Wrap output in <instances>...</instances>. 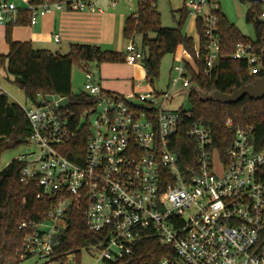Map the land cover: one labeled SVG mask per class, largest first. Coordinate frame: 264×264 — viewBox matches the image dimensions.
Returning a JSON list of instances; mask_svg holds the SVG:
<instances>
[{"label": "built area", "instance_id": "built-area-1", "mask_svg": "<svg viewBox=\"0 0 264 264\" xmlns=\"http://www.w3.org/2000/svg\"><path fill=\"white\" fill-rule=\"evenodd\" d=\"M220 1L187 0L183 6L202 25L205 75L218 60L228 58L246 63L250 75L264 77V40L237 43L232 54H220ZM251 3L260 9L256 21L264 23V0ZM57 14L99 17L103 11L95 0H0V26L35 27ZM61 38L54 33L51 41L60 44ZM124 54L129 66L143 59L134 41L127 43ZM182 54L188 60L181 57L172 66L175 78L165 94L146 91L134 101L102 91L98 68L90 65L82 71L84 93L95 106L75 125L65 108L48 102L47 96L38 94L27 106H19L30 126L25 152L13 160L23 164L20 182L35 183L37 198L53 201L40 221L20 225L19 230L28 231L20 258L35 256L43 264H81L84 258L92 264L117 263L132 255L138 242L156 239L171 253L156 264H264V149L256 151L253 129L236 128L221 159L212 149L211 131L193 126L188 135L197 145V159L185 170L170 149L179 114L164 106L178 83L188 89L185 64L193 67L192 59ZM4 96L0 88V99ZM226 127L232 129V123L227 121ZM84 128L85 147L75 162L62 153L70 151ZM73 209L83 213L87 230L104 241L59 258L58 238Z\"/></svg>", "mask_w": 264, "mask_h": 264}, {"label": "trees", "instance_id": "trees-1", "mask_svg": "<svg viewBox=\"0 0 264 264\" xmlns=\"http://www.w3.org/2000/svg\"><path fill=\"white\" fill-rule=\"evenodd\" d=\"M259 12V7L252 5L246 16L247 23L253 25L254 39L257 41L264 40V23L256 21ZM179 13L180 18L176 28H162L156 0H137V10L125 20L122 30L123 38L127 42L134 41L136 36L141 37L140 51L143 56L141 65L145 70V79L150 84L158 78L161 60L166 55H175L179 48L193 61V67L188 63L185 64L189 78L187 97L190 108L188 111L181 109L177 111L179 123L170 146L179 166L185 170L196 162L197 145L188 135V131L193 126H204L211 131L212 149L221 159L233 143L236 128H252L255 149L263 150L264 98L254 101L244 97L235 104H221L213 98L214 93L230 94L242 83L252 84L262 76L250 75L246 63L228 58L218 60L211 74L205 75L206 41L201 22L199 20L195 22L198 35L196 47L194 41L183 32L189 18L188 14L184 8ZM216 16L221 55L228 56L233 53L237 43L250 41L226 20L220 10L217 11ZM21 26L26 25L6 27L4 40L8 52L5 56H0V70L3 69L13 78V84L23 92L26 101L34 100L38 94L67 99L68 106L63 112L75 125L85 111L93 109L95 100L85 93L72 94V68L76 66L80 71H86L93 64L98 69L102 64H122L125 63V54L102 51L100 47L94 45L71 44L66 55H52L48 51L34 49L30 42L13 41V28ZM196 49L198 58L195 56ZM227 121L232 123V129L226 127ZM29 135V122L22 109L19 105L10 102L7 96L2 97L0 158L6 152L22 148ZM87 135L88 130L81 129L77 138L71 142L70 151L67 148L62 154L72 161L79 162ZM1 167L0 164V169ZM22 167V163L11 161L0 170V264H19L29 258H20L22 244L28 231L19 230V227L22 223L40 221L53 203L51 199L37 198L39 187L35 183L20 182ZM66 222L67 228L59 236V245L55 249L59 258H63L70 251H78L83 247L104 241L100 234L87 230L82 212L73 209L67 215ZM168 254H171L169 249L156 239H144L137 243L132 255L117 263L107 264H156Z\"/></svg>", "mask_w": 264, "mask_h": 264}, {"label": "rangeland", "instance_id": "rangeland-1", "mask_svg": "<svg viewBox=\"0 0 264 264\" xmlns=\"http://www.w3.org/2000/svg\"><path fill=\"white\" fill-rule=\"evenodd\" d=\"M105 4L108 3V0H100ZM117 2L115 10V14L118 16L119 12H123L124 18L129 16L130 14L136 12L137 10V0H131L130 3L127 0H114ZM187 1V0H186ZM252 0L240 2L239 0H221L219 3L220 12L224 15L226 20L235 26L238 31L246 38L250 40L254 39V28L252 24L247 23L246 16L249 10L252 7ZM185 0H156V9L160 15L161 27L166 29H174L177 27V23L180 18L179 11L183 8ZM131 8L128 9V8ZM112 11V10H111ZM110 9L107 8V14H110ZM112 14V13H111ZM128 14V15H127ZM58 15V14H57ZM59 17V16H58ZM57 17V21H58ZM120 22V21H119ZM68 32V25H65ZM77 35H84L89 39H96L90 41H76L70 39L68 35H63L61 38L60 44L50 43L49 41L42 40L39 41L43 43V45L35 46L37 49L40 47V50L48 51L52 55H60L64 56L69 52V46L71 44H82V45H94L100 47L102 51H123L125 49L127 41L122 38V28L121 23L118 25H112V20L109 21L108 16L101 17L99 23L95 24V27H88V33H85L86 30L83 29H72ZM28 29L26 28H15L14 32L19 33V39L23 40L22 36L26 33ZM35 30H32L34 33ZM66 32V31H65ZM184 34L193 39L195 42L197 41V33L194 28V21L191 18H188L184 28ZM36 36L37 33L35 32ZM153 37V36H152ZM23 38V39H22ZM135 44L140 48L141 46V37H135ZM8 52V47L3 39V29L0 28V56H5ZM180 58V55H166L160 62L159 66V75L156 80L153 81L152 84L148 83L145 79V70L143 69L141 62L137 64V66L130 68L126 64H118L120 68L119 73L122 75L128 74V70H135L134 74L129 75L127 79L125 78H117L113 79L114 81L118 80L122 82L124 90H117L118 94L124 97L127 100L134 101L133 97L140 94V89H147L150 92H154L157 94H165L169 90V82L175 78V75L171 73V68L174 64H176L177 60ZM106 64H102L100 67L101 74L103 71V67ZM108 67V65H107ZM171 74V75H170ZM98 78V73H97ZM106 79H103L105 81ZM112 79H109V81ZM133 82V83H132ZM84 83L85 77L82 71H80L76 66L72 68L71 73V86H72V94H81L84 93ZM133 84V89L131 85ZM140 89L138 88V85ZM0 88H2L8 98V100L12 103H15L19 106H27L25 97L23 92L13 84V78L6 74V72L1 69L0 70ZM132 89V90H131ZM170 101L164 106V110L175 112L178 110L188 111L190 108L189 100L187 97V90L182 88L181 82L177 84L175 88L170 91ZM95 117H90L89 120L93 122ZM84 122V118L81 120ZM25 152L24 148H19L15 151L6 152L0 158V164L2 167L7 166L11 161H13L18 155ZM219 165L221 163L217 161ZM44 261L39 259L38 257H29L19 264H43ZM81 264H92L91 261L84 258L81 261Z\"/></svg>", "mask_w": 264, "mask_h": 264}, {"label": "crops", "instance_id": "crops-1", "mask_svg": "<svg viewBox=\"0 0 264 264\" xmlns=\"http://www.w3.org/2000/svg\"><path fill=\"white\" fill-rule=\"evenodd\" d=\"M110 2H111V0H108L107 5L105 6V4H103L102 1L95 0V4L97 5V7H100L103 11V14L99 17L98 16H86V15L85 16L84 15H74V14H68L65 16L54 15V16L46 17L39 24H37L35 27H27V26L14 27L12 30V40L15 42H30L34 49H36L35 46H39V44L43 45V43H40L39 41L46 40V41H49L50 43H52L51 36L54 33L60 34L61 37L63 35H68L70 37V39L76 40V41H90V40L93 41L96 39H89L88 37L84 36L83 34L79 36L72 29H74V28L78 29L79 28V29L86 30L85 33H88V31H87L88 27L89 26L92 28L95 27V24L99 23V20L101 19V17H104V16H108L109 21L112 20L113 26L115 24L118 25L121 23V28L123 30L124 22L131 14L129 16H127L126 18H124L123 12L120 11L119 15L117 16L115 14V12L113 11L116 8L117 2L114 1L115 2L114 7H111ZM127 2L130 3L131 0H127ZM240 2H243V1H240ZM107 8H109L110 11L112 10L110 12V14H107ZM128 9L131 10L130 7ZM57 17H58V21H57ZM65 25H68V32H67V30H65L66 29ZM6 27L7 26H5V25L0 26V28L3 29V39L5 36ZM15 28H26V29H28V31L22 35L24 37V39L22 38L23 40L19 39V33L18 32H14ZM194 28H195V22H194ZM32 30H35V32L37 33V36H36L35 32L32 33ZM195 30H196V28H195ZM121 34H122V31H121ZM122 38H123V34H122ZM96 41H98V40H96ZM134 43H135V38H134ZM194 43H195V46L197 47L198 35H197V41L196 42L194 41ZM39 48L40 47H38L37 49H39ZM111 52L124 53V49H123V51H111ZM182 53H183V50L181 48H179L176 52L177 55H180V58L182 57V58L188 60L187 57H183ZM176 54H175V56H176ZM107 65H108V67H107ZM127 66H129V65H127ZM135 66H137V64L133 65V66H129V67L132 68ZM100 67H101V65H100ZM100 67L98 69V75H99L98 81H99V85H100V88L102 89V91L121 96L120 94H118L117 90L123 91L124 90V88H122L123 84H122V82H120L118 80L114 81L113 79H115V77L127 79L129 75L131 76L132 74H134L135 70H128V74L122 75L121 73H119L120 68L118 67V64H106L103 67V71L101 74ZM103 79H106V80L103 81ZM109 79H112V81L111 80L109 81ZM139 86H141V85L140 84L138 85V88L140 89ZM131 88L133 89V84L131 85ZM146 91H148L146 88L140 89L141 93L146 92Z\"/></svg>", "mask_w": 264, "mask_h": 264}, {"label": "water", "instance_id": "water-1", "mask_svg": "<svg viewBox=\"0 0 264 264\" xmlns=\"http://www.w3.org/2000/svg\"><path fill=\"white\" fill-rule=\"evenodd\" d=\"M243 1L244 0H240ZM248 97L251 100L257 101L264 98V77L257 79L252 84H241L239 88L234 89L230 94L214 93L213 98L221 104H235L242 98ZM48 102L56 101L59 108H66L68 106V100H59L58 96H47Z\"/></svg>", "mask_w": 264, "mask_h": 264}]
</instances>
